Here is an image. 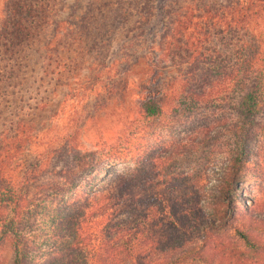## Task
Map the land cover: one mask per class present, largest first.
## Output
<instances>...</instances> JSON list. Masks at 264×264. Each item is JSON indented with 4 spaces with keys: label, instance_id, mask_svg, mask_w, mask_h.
Masks as SVG:
<instances>
[{
    "label": "trees",
    "instance_id": "16d2710c",
    "mask_svg": "<svg viewBox=\"0 0 264 264\" xmlns=\"http://www.w3.org/2000/svg\"><path fill=\"white\" fill-rule=\"evenodd\" d=\"M65 1L6 0L0 22V240L10 242L13 264L36 262L44 224L54 232L43 241L62 256L49 264H259L263 214L246 205L242 217L223 220L217 205L239 195L249 127L264 133V122L254 120L264 111V0H90L78 16L77 3L67 11ZM114 29L115 59L107 68L115 63V90L106 94L133 86L142 114L154 119L181 85L192 105L223 95L244 119L239 126L231 118L239 147L197 199L173 187L178 177L165 173L168 156H136L120 143L105 162H115L113 185L75 192L92 163L104 159L75 145L96 110L72 120L76 135L53 119L63 103L91 91L104 68L75 81L92 65L106 67L105 57L84 62ZM133 68L140 74L129 82ZM172 70L177 74L169 76ZM59 89L62 100L49 108ZM43 144L48 150L28 163ZM52 202L67 211L48 216Z\"/></svg>",
    "mask_w": 264,
    "mask_h": 264
},
{
    "label": "rangeland",
    "instance_id": "374dc122",
    "mask_svg": "<svg viewBox=\"0 0 264 264\" xmlns=\"http://www.w3.org/2000/svg\"><path fill=\"white\" fill-rule=\"evenodd\" d=\"M89 1L66 0L64 4H66V10L69 11L77 3L78 16ZM5 3L6 0H0V22L4 18ZM103 41L106 45L103 44V47L97 48L98 51L91 53L84 65L97 63L105 57L103 61L106 67L97 68L92 65L89 70L82 72L81 80L75 81L85 82L90 75H96L98 69L104 68L96 77L95 85L90 92L86 93V96L75 100L69 99L63 103L62 112L53 119L57 129L64 132L68 127L67 132L76 135V120H72L83 119L93 108L96 110V117L88 121L82 131L77 132L79 141L75 145H80L81 149L92 154L91 157L95 160L99 156H103L104 159L101 158L100 162L92 163L93 168L91 167L87 171L88 174L79 183L80 185L74 188L75 192L93 191L97 187L105 189L113 185L115 162L107 168L105 162L108 164L107 154L114 153L115 143H120L121 146L129 145L136 156H139V152H145V154L152 156L154 153L161 152L168 156L165 173L170 174V177L172 175L178 177L172 179L173 187L176 190L183 188V196L190 195L192 200L197 199L200 195L199 189L201 190L202 186H209L216 182V171L224 162L228 161L231 155L236 154L239 147L242 135L237 127H230L233 116H235L234 119L241 120L237 122L239 126H242L244 121L238 116L236 103L224 100L222 95L218 100L210 99V102H203L194 106L186 97L187 90L184 86L181 88L180 85L176 95L170 96L166 100L161 117L145 118L133 86L129 85L124 94L119 92L118 95H115V91L114 94H106L109 88L115 90V63L107 68L110 66L108 62L115 59V29L106 38H103ZM160 70H163L162 72L167 71L161 66ZM138 74H140L138 69H131L128 73L129 82ZM176 74V70L168 73L169 76ZM74 85L75 83H72V86ZM101 87L104 91L97 96L96 90ZM64 92L65 90L60 89L57 91L49 108H55L58 105ZM254 120L264 122V111L257 115ZM245 135L250 150L248 169L242 170L240 174L239 187L241 190L238 192L240 196L236 194L235 198H223L218 202V212L223 220H234L235 217H242L246 212L244 210L246 205L258 210V213L264 216V133L251 125ZM202 140L205 142L200 143ZM48 147L45 144L43 147L34 146L27 162L31 163L39 158L40 156L37 154H43L48 150ZM36 156L37 158H35ZM105 169L107 173H105ZM96 173L98 176L94 178ZM38 184L39 182L34 183V187H31L32 192L37 190ZM50 209H53L48 213L50 217L60 216L67 211L58 202H52ZM53 232L44 224L37 239L38 243L33 247L37 254L36 262L27 261L24 264H49L55 258L62 260V256L54 252L52 247L46 245V241H43L46 233L50 235ZM228 235L232 236V232H228ZM260 236L262 239L264 238V231L260 233ZM0 241V264H13V248L10 242ZM225 242H231V240L228 238ZM263 255L264 252L256 255L259 264H264ZM250 262L258 264L255 259Z\"/></svg>",
    "mask_w": 264,
    "mask_h": 264
}]
</instances>
